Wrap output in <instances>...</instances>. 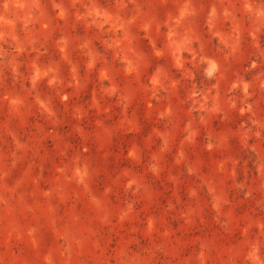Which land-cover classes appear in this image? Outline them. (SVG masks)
<instances>
[{
	"label": "rangeland",
	"instance_id": "obj_1",
	"mask_svg": "<svg viewBox=\"0 0 264 264\" xmlns=\"http://www.w3.org/2000/svg\"><path fill=\"white\" fill-rule=\"evenodd\" d=\"M0 264H264V0H0Z\"/></svg>",
	"mask_w": 264,
	"mask_h": 264
}]
</instances>
